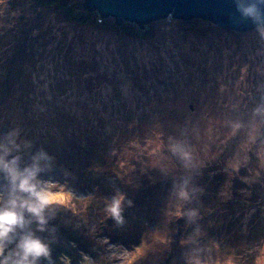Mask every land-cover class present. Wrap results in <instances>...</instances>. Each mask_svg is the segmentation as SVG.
Returning a JSON list of instances; mask_svg holds the SVG:
<instances>
[{
  "label": "rangeland",
  "instance_id": "obj_1",
  "mask_svg": "<svg viewBox=\"0 0 264 264\" xmlns=\"http://www.w3.org/2000/svg\"><path fill=\"white\" fill-rule=\"evenodd\" d=\"M50 9L0 0V54L19 40L20 58L31 60L30 71L1 93L0 143L15 133L19 149L7 159L19 156L20 167L42 149L52 158L42 178L70 197L36 233L49 245L51 264H63L62 257L84 264L85 256L91 264H187L192 256L210 264H264V173L251 186L233 174L221 196L227 153L215 160L210 153L190 185L203 192L185 204L198 216L178 218L171 215L173 183L188 173L167 151L170 137L184 130L190 138L194 125L203 128L206 117L226 111L225 103L237 104L238 88L248 85L258 99L264 37L256 28L186 29L170 17L154 24L152 36L132 38L69 24ZM27 82L28 96L21 93ZM5 186L0 173V191ZM117 194L124 196L122 224L105 211ZM197 229L195 241L185 244Z\"/></svg>",
  "mask_w": 264,
  "mask_h": 264
},
{
  "label": "clouds",
  "instance_id": "obj_2",
  "mask_svg": "<svg viewBox=\"0 0 264 264\" xmlns=\"http://www.w3.org/2000/svg\"><path fill=\"white\" fill-rule=\"evenodd\" d=\"M244 16L251 18L257 32L264 37V14H261L256 4L242 9ZM246 69H241L238 85L243 83ZM248 85L237 89L239 100L237 104L225 103L226 111L218 116H208L203 128L194 125L190 138L189 133L182 130L181 138L170 139L167 151L175 158L179 167L188 175L174 179L173 189L176 203L175 217L187 216L193 220L198 216L196 209L185 210V204L191 203L203 189L191 186L192 177L199 175L200 170L211 160L219 156L225 157V171L229 180L225 182L221 196L227 195L231 187V178L236 174L245 184L251 186L253 178H259L264 173V87H258V99L248 90ZM251 105V106H249ZM236 114L233 115V110ZM9 133L7 144L0 143V173L4 174L6 186L0 191V264H38L41 258L51 264L50 248L37 232L46 230L48 221L53 218V210L66 207L69 194L63 186L42 178V174L51 170L52 158L42 149L31 157V163L20 167L19 156L7 159L14 149H19ZM25 147H30L25 143ZM215 148V151L213 149ZM243 169L248 175H239ZM246 195L245 189H241ZM124 196L117 194L107 205L105 211L117 224L123 223L122 201ZM32 225H35L33 229ZM199 230H195L185 244L193 243ZM63 264H69L62 257ZM84 264H91L87 256ZM187 264H210L196 256L189 257Z\"/></svg>",
  "mask_w": 264,
  "mask_h": 264
},
{
  "label": "water",
  "instance_id": "obj_3",
  "mask_svg": "<svg viewBox=\"0 0 264 264\" xmlns=\"http://www.w3.org/2000/svg\"><path fill=\"white\" fill-rule=\"evenodd\" d=\"M254 3L264 14V0H87L86 6L96 9L101 16H114L119 23L128 21L144 26L161 18H199L239 33L256 28L242 12Z\"/></svg>",
  "mask_w": 264,
  "mask_h": 264
},
{
  "label": "trees",
  "instance_id": "obj_4",
  "mask_svg": "<svg viewBox=\"0 0 264 264\" xmlns=\"http://www.w3.org/2000/svg\"><path fill=\"white\" fill-rule=\"evenodd\" d=\"M31 3L35 4L37 8L47 10H49L50 8L55 9L56 12L60 14L62 18L69 24L79 27L92 26L93 28L100 31H102V29L113 32L117 31L118 33L128 35L132 38H146L148 36H152L155 32V29L153 27L154 24L162 20L159 19L154 22H148V24H144L145 26H142L140 23L134 24L128 21L119 23L115 17L112 18L110 16H101V14L96 9L86 6L87 0H31ZM179 23L181 24L180 26H183L186 29H192L195 26H198L201 27V29L210 27V30L219 29L220 31H223L225 33H236L229 29H220L212 22L199 18H193V20L182 19L179 20ZM213 25L216 27H214ZM27 33H29V28L27 31H22L21 35ZM26 40L27 39H25L24 41ZM23 43L24 42H19V40H17V42L13 44L14 48H10L9 50H7L6 54H0V66L3 67V71L0 70V97L1 93L5 95L9 92V90L14 85L13 81L15 79L19 78L21 74H25L30 71V59L23 60L20 58ZM29 87L30 84L27 82L21 89L22 95H30V91L28 90ZM28 105V101H24L22 103L24 112H27L29 110L26 107ZM24 108L26 109L24 110ZM48 126H50L49 123Z\"/></svg>",
  "mask_w": 264,
  "mask_h": 264
},
{
  "label": "bare ground",
  "instance_id": "obj_5",
  "mask_svg": "<svg viewBox=\"0 0 264 264\" xmlns=\"http://www.w3.org/2000/svg\"><path fill=\"white\" fill-rule=\"evenodd\" d=\"M108 17H109V16H108ZM113 17H114V16H113ZM113 17H112V18H113ZM152 22H154V21H152ZM143 25H144V24H143ZM144 26H145V25H144ZM70 236H71V235H70ZM71 237H72V236H71Z\"/></svg>",
  "mask_w": 264,
  "mask_h": 264
}]
</instances>
